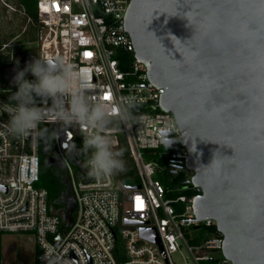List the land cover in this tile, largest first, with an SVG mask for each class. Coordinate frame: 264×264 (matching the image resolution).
<instances>
[{
	"label": "built area",
	"instance_id": "built-area-1",
	"mask_svg": "<svg viewBox=\"0 0 264 264\" xmlns=\"http://www.w3.org/2000/svg\"><path fill=\"white\" fill-rule=\"evenodd\" d=\"M14 1L0 0L9 11L22 12L27 23L35 26L36 58H65L74 70L86 74L93 101L106 100L107 93L110 98L106 101L119 106L121 98L137 97L142 104L136 116H142L143 122L117 121L108 129L115 150L120 151L121 138L128 146L138 183L127 186L120 173L90 176L86 166L90 153L82 151L83 130L78 125L65 127L54 117L46 118L42 124L50 126L53 137L59 136L53 138L52 152L65 171L63 177L74 202L73 216L63 217L50 208L48 189L37 186L42 176L41 147L48 153L50 145L45 148L40 128L27 138L6 132L4 103L17 89L15 84L0 86V233L33 232L39 248L38 264H174L172 254L182 252L183 246L195 264H234L225 256L220 260L210 257L211 251H222L224 238L218 230L199 245L187 242L186 229L216 226L213 218L196 217L194 199L200 187L190 180L192 195L166 197L167 188L153 177L154 162L143 157V149H159L174 139L176 144L167 146L174 149L167 154L172 170L179 172L187 168L189 151L181 144L182 132L173 114L161 108L165 88L150 79L147 65L135 56L134 42L126 29L132 0H36V20L19 0ZM10 45L12 41L3 43L0 53ZM89 52L90 57L86 55ZM65 142L80 151L66 153L62 147ZM68 156L80 165L78 181ZM189 170L192 178L194 171ZM136 196L142 198L141 211L136 210ZM177 204H184L183 209L179 211ZM142 228H155L161 244L142 237Z\"/></svg>",
	"mask_w": 264,
	"mask_h": 264
},
{
	"label": "water",
	"instance_id": "water-1",
	"mask_svg": "<svg viewBox=\"0 0 264 264\" xmlns=\"http://www.w3.org/2000/svg\"><path fill=\"white\" fill-rule=\"evenodd\" d=\"M126 29L182 132L196 217L215 219L234 264H264V0H132ZM215 151L227 178L208 183L196 169Z\"/></svg>",
	"mask_w": 264,
	"mask_h": 264
},
{
	"label": "clouds",
	"instance_id": "clouds-1",
	"mask_svg": "<svg viewBox=\"0 0 264 264\" xmlns=\"http://www.w3.org/2000/svg\"><path fill=\"white\" fill-rule=\"evenodd\" d=\"M29 74L34 79L28 78ZM12 82L17 90L4 103L8 116L4 127L9 135L27 138L40 128L46 118L54 117L55 122L65 127L78 125L83 130L82 151L90 153L86 165L90 176L103 178L125 171L123 151L115 150L108 129L117 121L125 124L129 120L143 122L142 116L139 119L136 116L142 104L137 97L121 98L119 106L101 99L93 101L88 95L86 74L74 70L63 57L38 56L17 71ZM47 132V129H40L39 134L45 136ZM53 138L57 140L59 136ZM62 147L66 153L80 151L70 142L63 143ZM191 151H196V145L193 148L192 144ZM226 169L224 156H217L215 151L207 166L201 165L196 169V175L212 183L216 179L227 178Z\"/></svg>",
	"mask_w": 264,
	"mask_h": 264
},
{
	"label": "rangeland",
	"instance_id": "rangeland-1",
	"mask_svg": "<svg viewBox=\"0 0 264 264\" xmlns=\"http://www.w3.org/2000/svg\"><path fill=\"white\" fill-rule=\"evenodd\" d=\"M10 2L16 3L14 0ZM18 12L9 11L0 2V47L3 43L12 41V45L2 50L0 53V86L14 85L13 77L9 76L4 79L3 71L7 66L13 65L16 68L23 69L26 63L21 61L18 57L19 53L32 54L35 57L38 55V46L36 44V30L27 23L26 16H21V19H16ZM14 19L16 22H14ZM21 20V21H20ZM15 24V26H14ZM17 27V28H16ZM19 27V28H18ZM26 27V30H21ZM28 78L34 79L31 74ZM50 130V148L48 153L44 154L41 147L42 157V178L37 184L38 187H46L48 191L54 196L56 194V188L53 180L57 175H64V169L59 165L58 160L52 159V164L49 166L46 162L48 157H54L52 152L54 142L52 129ZM163 146L159 149H143V157L147 161L154 162L156 171L153 175L154 178L160 180L165 187L171 190L166 194V197H175L179 194H191L193 190L190 188V170L188 168L179 170L178 173H173L171 168V162L169 155L171 150ZM163 154H167L163 156ZM88 156V155H87ZM69 166L75 180H79L80 165L76 164L71 156H68ZM136 171L132 173V176L136 177ZM179 175V179L175 182L176 176ZM138 180V178L136 177ZM138 182V181H137ZM177 209L180 211L183 209L184 204H177ZM187 242L190 245H199L204 239L215 236L214 231H206L205 228H198V230L189 231L185 230ZM0 239L2 244V260L1 264H38L37 253L39 251L36 244V237L33 232L19 231L10 232L4 231L0 233ZM210 257L220 260L223 257L221 250L211 251ZM172 260L174 264H195L192 257L183 246L182 252L176 251L172 254ZM205 263V262H204Z\"/></svg>",
	"mask_w": 264,
	"mask_h": 264
},
{
	"label": "trees",
	"instance_id": "trees-1",
	"mask_svg": "<svg viewBox=\"0 0 264 264\" xmlns=\"http://www.w3.org/2000/svg\"><path fill=\"white\" fill-rule=\"evenodd\" d=\"M21 4L25 7L26 12L32 16L35 20L37 19V12H36V0H21ZM36 30L35 26H32ZM18 57L21 61L27 64V62L32 61L34 58H36L32 54H26V53H19ZM129 59H133V55L129 54ZM21 69L14 67L13 65L7 66L4 71H3V76L4 79L11 76L14 77L16 72ZM17 89V87H16ZM40 129H47L48 132L45 136H42L46 142L50 145V130L45 126L41 125ZM120 151H123V157L122 159L125 161V171L120 172L121 175V180L122 182L127 185V186H133L136 185L138 180L136 177L132 176V173L134 172V167L132 166V159L129 157V150L128 146L126 144V141L124 138H121V146H120ZM46 154V153H44ZM54 157H48L46 162L49 166L52 164V159ZM179 175L176 176L175 182L179 179ZM42 178V176H41ZM56 188V194L54 196L49 192L48 198H49V205L50 208L57 213H59L63 217H67L68 215L73 216V208H74V202L72 200V197L68 191V185L66 183V180L62 175H57L56 179L53 180ZM167 188V187H166ZM168 193L171 192L170 189H168ZM191 194H186V195H192ZM200 228H205L206 231H214L215 234L218 233L216 226H201ZM2 260V244H1V239H0V264Z\"/></svg>",
	"mask_w": 264,
	"mask_h": 264
},
{
	"label": "snow or ice",
	"instance_id": "snow-or-ice-1",
	"mask_svg": "<svg viewBox=\"0 0 264 264\" xmlns=\"http://www.w3.org/2000/svg\"><path fill=\"white\" fill-rule=\"evenodd\" d=\"M86 55L88 56V57H90L91 56V53L89 52V53H86ZM110 98V96H109V94H105V96H104V99H109ZM135 207H136V210L137 211H141L142 209H143V203H142V198L140 197V196H136L135 197Z\"/></svg>",
	"mask_w": 264,
	"mask_h": 264
},
{
	"label": "crops",
	"instance_id": "crops-1",
	"mask_svg": "<svg viewBox=\"0 0 264 264\" xmlns=\"http://www.w3.org/2000/svg\"><path fill=\"white\" fill-rule=\"evenodd\" d=\"M19 3H21V0H19ZM18 13H19V14H18L17 16H15L16 19H21V16H25L22 12H18ZM20 21H21V20H20ZM14 22H16L15 19H14ZM14 26H15V24H14ZM16 28H17V27H16ZM18 28H19V27H18ZM24 28H26V27H24ZM24 28L21 30L22 32L25 31Z\"/></svg>",
	"mask_w": 264,
	"mask_h": 264
}]
</instances>
